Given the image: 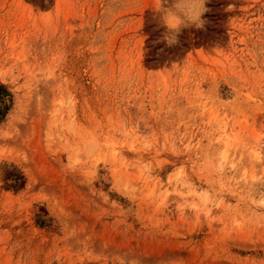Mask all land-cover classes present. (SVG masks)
<instances>
[{"label":"rangeland","instance_id":"1","mask_svg":"<svg viewBox=\"0 0 264 264\" xmlns=\"http://www.w3.org/2000/svg\"><path fill=\"white\" fill-rule=\"evenodd\" d=\"M0 0V264H264V0Z\"/></svg>","mask_w":264,"mask_h":264},{"label":"clouds","instance_id":"2","mask_svg":"<svg viewBox=\"0 0 264 264\" xmlns=\"http://www.w3.org/2000/svg\"><path fill=\"white\" fill-rule=\"evenodd\" d=\"M151 6L167 29L162 38L168 45L178 42L182 28H202L205 24L202 17L208 10L206 0H152Z\"/></svg>","mask_w":264,"mask_h":264}]
</instances>
